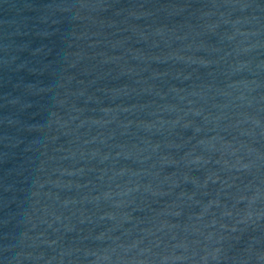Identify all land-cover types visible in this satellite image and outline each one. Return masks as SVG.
Instances as JSON below:
<instances>
[{
	"label": "water",
	"instance_id": "obj_1",
	"mask_svg": "<svg viewBox=\"0 0 264 264\" xmlns=\"http://www.w3.org/2000/svg\"><path fill=\"white\" fill-rule=\"evenodd\" d=\"M0 264H264V0H0Z\"/></svg>",
	"mask_w": 264,
	"mask_h": 264
}]
</instances>
